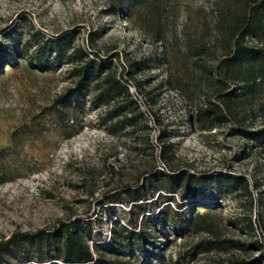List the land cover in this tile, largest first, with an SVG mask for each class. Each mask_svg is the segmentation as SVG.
I'll return each instance as SVG.
<instances>
[{"label":"rangeland","instance_id":"374dc122","mask_svg":"<svg viewBox=\"0 0 264 264\" xmlns=\"http://www.w3.org/2000/svg\"><path fill=\"white\" fill-rule=\"evenodd\" d=\"M247 1L0 0V242L14 231L69 220L90 244L104 240L113 220L131 225L126 190L142 174L223 171L246 176L248 190L229 194L203 185L185 198L155 190L133 210L134 226L161 252L154 264L259 256L264 262V146L237 132L264 126V80L249 87L237 74L226 73V85L218 78L229 25ZM66 33L71 45L123 73L136 101L131 112L140 113L132 125L106 119L118 99L92 104V87L76 108L55 100L72 82L71 64L66 56L38 63L37 45ZM244 41L264 47V25ZM231 90L227 103L222 95ZM110 195L118 198L111 202ZM157 211L164 232L157 230ZM0 251L18 264L24 255L32 264L56 263L37 262L29 242ZM122 253L138 264L139 252Z\"/></svg>","mask_w":264,"mask_h":264},{"label":"trees","instance_id":"16d2710c","mask_svg":"<svg viewBox=\"0 0 264 264\" xmlns=\"http://www.w3.org/2000/svg\"><path fill=\"white\" fill-rule=\"evenodd\" d=\"M264 25V0H248L247 7L238 17L234 24L229 25L231 29V40L229 41V53L221 59L223 65L222 77L219 81L226 85L228 77L226 73L237 74L243 84L249 87L256 84L258 80H264V47L248 45L244 41L247 34L255 33ZM15 31V30H14ZM73 35L65 34L63 40L51 38L37 45L36 60L38 63L47 61L49 57L60 60L64 56L71 64L70 72L72 82L60 92L56 101L64 108H76L81 104L86 91L92 87L95 94L91 98L92 104L109 103L118 99L106 112V119L118 118L114 124L132 125L138 114L132 113L136 101L132 96L129 85L123 80L122 74L116 69H111L108 59H100L89 53L83 46L72 44ZM5 46L0 45V51ZM134 61L132 65H136ZM40 65V64H38ZM234 91L224 93L225 102L233 99ZM129 111V115H127ZM237 132L246 139L257 142L264 146V126L258 128L238 127ZM203 185L212 187L216 191L227 193H238L247 191L249 180L242 174L223 171H212L208 174H198L187 169L153 168L147 174L138 177L134 185L126 190L133 202L130 205L128 221L126 225L113 220L110 225V233L107 239L95 240L91 244L83 236L76 222L59 221L52 229L41 227L33 232L14 231L11 235L0 242L1 245H12L20 242H29L35 248L36 261L41 263L51 259L55 264H132L123 259L125 253L123 248L128 249L133 255L136 250L138 264H154V260L160 258L161 252L151 241L146 230L136 228L138 213L135 208H143L146 195L153 194L157 190L164 196L173 197L179 193L181 197L195 196ZM117 195H110L109 201L114 202ZM133 212V213H132ZM157 230L164 232L163 225L158 221L159 211L154 213ZM144 214L142 215V217ZM251 222V219H249ZM251 224V223H250ZM235 244H243L239 240H231ZM251 246H258V240H252ZM135 256V255H133ZM264 256V255H263ZM23 264H32L28 255H24ZM0 264H18L2 256L0 251ZM226 264H264L263 257H234Z\"/></svg>","mask_w":264,"mask_h":264}]
</instances>
